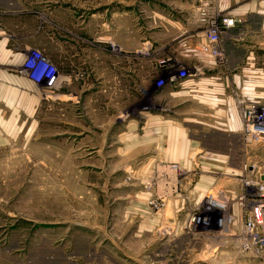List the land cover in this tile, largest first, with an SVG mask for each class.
Returning a JSON list of instances; mask_svg holds the SVG:
<instances>
[{
  "label": "rangeland",
  "instance_id": "1",
  "mask_svg": "<svg viewBox=\"0 0 264 264\" xmlns=\"http://www.w3.org/2000/svg\"><path fill=\"white\" fill-rule=\"evenodd\" d=\"M170 1L40 0L38 9H17L33 10L39 37L61 30L53 5L71 12L73 27L64 20L62 30L76 40L78 63L66 79L53 47H29L52 75L40 83L27 78L38 89V107L0 141V264H213L204 243L218 233L175 238L158 227L140 253L134 239L126 251L122 234L124 202L134 187L146 190L144 177L122 174V120L148 109L144 75L157 54L166 59L165 47H154L161 29L152 22L166 18ZM146 200L152 212L163 208ZM194 208L186 207L188 215Z\"/></svg>",
  "mask_w": 264,
  "mask_h": 264
},
{
  "label": "crops",
  "instance_id": "2",
  "mask_svg": "<svg viewBox=\"0 0 264 264\" xmlns=\"http://www.w3.org/2000/svg\"><path fill=\"white\" fill-rule=\"evenodd\" d=\"M38 1L0 0V141L15 136L38 107V89L19 72L26 50L37 46L48 52L53 47V60L66 79L78 63V50L74 47L77 44H73L76 40L62 30L64 20L65 25L72 26L71 12L66 14L61 6L53 5L58 19L55 25L61 30L57 28L53 37L41 30L43 35L39 37L33 10H17L21 5L38 9ZM197 1H170L172 7L166 18L156 10L162 21L152 22L157 30L161 29L154 47H165L161 56L166 59L157 54L144 75L150 79L149 84L141 87L150 94L147 111L140 112L135 119L122 118V174L131 171L144 177L143 182L150 181L149 191L134 187L133 197H126L122 220L124 246L130 252L134 239L138 243L135 252L140 253L143 240L158 227H166L175 238L199 237L184 229L186 207L199 202L215 186L230 196L234 220L225 231L212 232L218 234L204 243L205 251L213 253L210 261L260 264L238 250L240 216L234 199L240 190L238 176L243 159L263 161L264 165V144L252 143L241 133L239 103H264V0H214L220 13L242 21L220 35L221 58L211 56L205 49L202 28L194 19ZM162 61L169 62L174 72L185 69L189 74L158 88L154 80L157 65L163 70ZM159 162H176L185 171L177 177L168 175L164 181L158 177L163 168ZM150 194L163 200L160 211L152 212L145 205Z\"/></svg>",
  "mask_w": 264,
  "mask_h": 264
},
{
  "label": "built area",
  "instance_id": "3",
  "mask_svg": "<svg viewBox=\"0 0 264 264\" xmlns=\"http://www.w3.org/2000/svg\"><path fill=\"white\" fill-rule=\"evenodd\" d=\"M194 19L201 26L206 44L205 49L216 58L222 57L220 35L222 32L241 19L227 16L215 8L214 0H198L194 7ZM163 70L154 80L156 87H162L166 82H174L189 73L185 69L175 72L169 68V62H160ZM50 68L53 67L50 65ZM20 73L35 83L50 80L51 73L45 58L37 49L29 48L22 60ZM52 82V81H51ZM241 109V133L244 138L255 144H264V103L239 102ZM162 169L159 178L164 181L168 175L175 177L185 171L176 162H159ZM240 190L234 201L239 209L240 224L238 232V250L240 253L256 258L264 264V165L263 161H251L244 158L239 167ZM170 173V174H168ZM156 174V173H154ZM150 190V182L146 183ZM146 203L151 208L163 206L159 196L150 194ZM232 200L221 189L213 186L207 190L195 208L187 217L184 229L190 234L203 232H222L230 227L234 220L231 212Z\"/></svg>",
  "mask_w": 264,
  "mask_h": 264
}]
</instances>
